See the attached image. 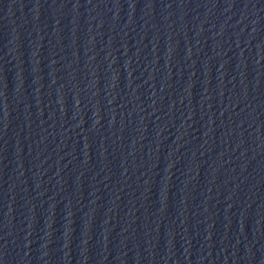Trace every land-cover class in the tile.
Returning <instances> with one entry per match:
<instances>
[{
    "label": "water",
    "instance_id": "obj_1",
    "mask_svg": "<svg viewBox=\"0 0 264 264\" xmlns=\"http://www.w3.org/2000/svg\"><path fill=\"white\" fill-rule=\"evenodd\" d=\"M0 264H264V0H0Z\"/></svg>",
    "mask_w": 264,
    "mask_h": 264
}]
</instances>
